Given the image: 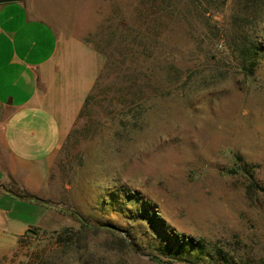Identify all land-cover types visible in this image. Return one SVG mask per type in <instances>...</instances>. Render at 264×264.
Instances as JSON below:
<instances>
[{
  "label": "rangeland",
  "instance_id": "rangeland-1",
  "mask_svg": "<svg viewBox=\"0 0 264 264\" xmlns=\"http://www.w3.org/2000/svg\"><path fill=\"white\" fill-rule=\"evenodd\" d=\"M44 1L106 62L0 264H264V0Z\"/></svg>",
  "mask_w": 264,
  "mask_h": 264
},
{
  "label": "crops",
  "instance_id": "crops-1",
  "mask_svg": "<svg viewBox=\"0 0 264 264\" xmlns=\"http://www.w3.org/2000/svg\"><path fill=\"white\" fill-rule=\"evenodd\" d=\"M58 1L71 6L69 0ZM49 4L0 3V249L32 227H52L23 216L35 211L36 204L48 215L51 206L18 193L46 200L56 152L106 62L81 27L43 8Z\"/></svg>",
  "mask_w": 264,
  "mask_h": 264
},
{
  "label": "trees",
  "instance_id": "trees-1",
  "mask_svg": "<svg viewBox=\"0 0 264 264\" xmlns=\"http://www.w3.org/2000/svg\"><path fill=\"white\" fill-rule=\"evenodd\" d=\"M89 96H90V94H89ZM89 96L86 98L85 103L88 101ZM85 103H84V105H85ZM253 189L260 191L264 195V185L259 186V185L255 184V183H251L250 185H248V190H253ZM18 195L23 197V198H26L28 200H36V201L42 202L44 204L50 205L47 200L43 201V200H41V199H39V198H37V197H35L33 195L25 193V192H20V193H18Z\"/></svg>",
  "mask_w": 264,
  "mask_h": 264
},
{
  "label": "water",
  "instance_id": "water-1",
  "mask_svg": "<svg viewBox=\"0 0 264 264\" xmlns=\"http://www.w3.org/2000/svg\"><path fill=\"white\" fill-rule=\"evenodd\" d=\"M10 1H16V0H0V3L10 2ZM27 232H31V230L29 229Z\"/></svg>",
  "mask_w": 264,
  "mask_h": 264
}]
</instances>
